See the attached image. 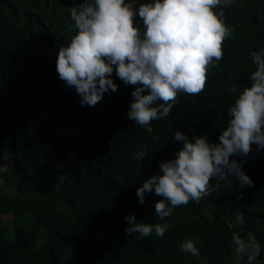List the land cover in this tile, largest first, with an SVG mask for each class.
Segmentation results:
<instances>
[{"label":"trees","instance_id":"16d2710c","mask_svg":"<svg viewBox=\"0 0 264 264\" xmlns=\"http://www.w3.org/2000/svg\"><path fill=\"white\" fill-rule=\"evenodd\" d=\"M82 0H0V151L10 152L1 177L16 193L0 199V213L33 215L30 227L15 224V237L0 232V264H247L237 261L233 233L260 245L255 264H264V150L233 155L253 186L234 175L211 179L215 187L200 203L190 201L160 220L153 191L140 204L137 189L159 165L182 149L183 132L193 142L210 143L229 119L227 110L251 85L256 66L251 51L264 49V0H233L223 8L234 31L223 42V59L207 75L199 95L178 93L169 116L153 120L151 131L127 117L135 86L113 73L117 92L105 93L94 107L82 106L75 88L60 80V47L75 34L71 7ZM150 0H135V6ZM219 11V9H216ZM135 24L142 27L138 14ZM236 85L233 96L228 89ZM163 101H157L158 106ZM145 151L143 159L134 153ZM241 193L243 194L241 197ZM237 197H241L237 199ZM244 215L237 226L236 216ZM167 223L164 237L127 235L129 221ZM232 223V228H229ZM192 239L197 259L180 246Z\"/></svg>","mask_w":264,"mask_h":264},{"label":"clouds","instance_id":"9594fccd","mask_svg":"<svg viewBox=\"0 0 264 264\" xmlns=\"http://www.w3.org/2000/svg\"><path fill=\"white\" fill-rule=\"evenodd\" d=\"M232 3L150 0L137 9L135 0H82L70 9L76 32L68 46L59 48L58 76L69 88H75L82 106L94 107L105 93L118 91L112 78L115 72L125 85L135 86L127 117L151 131L153 120L169 116L178 93L199 95L205 89L208 72L223 59V42L234 31L225 23L223 11ZM137 14L142 27L135 24ZM250 55L256 66L249 76L251 85L228 108L229 119L219 143H210L207 135L193 142L176 131L174 139L182 142V149L159 165L162 175L152 176L137 189L140 204L145 203L146 193L154 191L162 197L154 205L160 220L169 217L175 208L190 201L200 203L216 191L220 185L213 187V178L224 181L234 175L242 187L253 186L242 163L231 159L233 155L248 156L253 144L258 151L264 150V49L251 51ZM228 91L235 96L239 89L233 85ZM157 101L163 103L154 106ZM145 156V151L134 153L138 160ZM125 219L130 224L125 229L129 236L139 233L146 237L154 231L156 236L164 237L169 228L167 223H138L135 215ZM243 223L244 215L238 214L237 226ZM232 243L237 261L246 256L247 264H255L260 245L252 232L247 233V239L233 233ZM180 250L200 257L192 239L185 240Z\"/></svg>","mask_w":264,"mask_h":264},{"label":"rangeland","instance_id":"374dc122","mask_svg":"<svg viewBox=\"0 0 264 264\" xmlns=\"http://www.w3.org/2000/svg\"><path fill=\"white\" fill-rule=\"evenodd\" d=\"M10 159V152L7 150H1L0 151V199L4 197L13 196L16 193V190L14 187H10L8 185H5L1 173L5 171L8 168ZM13 213H0V232H4L8 238H14L15 237V224L18 223V227H30L34 220L33 215L29 212H22L18 214L17 218L14 219ZM16 220V223L14 222ZM234 255L236 257L235 253V247H234Z\"/></svg>","mask_w":264,"mask_h":264}]
</instances>
